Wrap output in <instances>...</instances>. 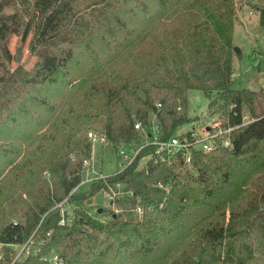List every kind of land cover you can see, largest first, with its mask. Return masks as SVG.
<instances>
[{
  "label": "trees",
  "instance_id": "trees-1",
  "mask_svg": "<svg viewBox=\"0 0 264 264\" xmlns=\"http://www.w3.org/2000/svg\"><path fill=\"white\" fill-rule=\"evenodd\" d=\"M17 1L43 11L24 28L29 49L68 30L72 42L32 76L22 53L0 76V242L24 243L40 225L64 264H264V93L234 88V26L245 0ZM257 10L264 27V7ZM193 91L231 129L221 137L229 146L148 172L138 167L142 152L123 172L71 194L91 158L89 132L115 150L131 143L136 121L156 114L173 136L194 122ZM106 183L123 195L99 217L77 208L59 225L58 203L86 202ZM4 252L0 264H11Z\"/></svg>",
  "mask_w": 264,
  "mask_h": 264
},
{
  "label": "rangeland",
  "instance_id": "rangeland-1",
  "mask_svg": "<svg viewBox=\"0 0 264 264\" xmlns=\"http://www.w3.org/2000/svg\"><path fill=\"white\" fill-rule=\"evenodd\" d=\"M263 7L264 2L260 0H245L237 7L233 44L240 49V53L235 54L234 58V88L238 90L248 88L264 93V27L260 24V12L257 10ZM42 15L43 11L40 8L26 9L17 0H0V20L3 24L0 28V76L10 74L16 69L17 63L13 61V58L20 53L25 61V73L32 76L39 67L37 63L71 45L72 33L68 30L42 48L29 49L31 35L24 43L22 41L24 28L29 24L33 29L34 24ZM6 51L9 52V60L6 58ZM63 64L68 65L66 59H63ZM50 78L52 81L57 80L55 75H51ZM60 104L64 106L65 100ZM209 105L210 101L201 92H191L188 107L189 116L194 122L181 126L176 135L181 136L194 128L198 131L201 126L221 120L219 113L214 114L213 110H209ZM31 112L37 113L38 111L32 109ZM244 120L247 123L251 118L247 116ZM21 127L23 128L22 134L28 133L29 126ZM95 153V164L100 171L102 170L105 175L117 172L118 160L115 150L111 147L98 146ZM89 188L90 184H87L81 191H87ZM107 196L108 192L101 190L86 202L72 203L68 206V211L73 213L77 208H82L92 216L99 217V209L108 206Z\"/></svg>",
  "mask_w": 264,
  "mask_h": 264
},
{
  "label": "built area",
  "instance_id": "built-area-1",
  "mask_svg": "<svg viewBox=\"0 0 264 264\" xmlns=\"http://www.w3.org/2000/svg\"><path fill=\"white\" fill-rule=\"evenodd\" d=\"M135 137L130 144L122 145L115 149L116 158L118 160L117 172L105 175L102 170L96 167L95 164V151L96 147H111L114 146L109 143L105 134H99L97 132H89L88 139L91 143V158L86 159L83 162L82 180L80 184L72 190L71 194L80 193L84 186L96 183L100 180H105L111 175L119 174L133 165L142 152H145L139 159L138 167L146 170L151 165L160 164H172L176 159L183 155L185 158V164L191 165L192 156L196 151H202L207 154L215 151L220 146H229L230 142L224 140L221 141V137L224 134L230 133L231 129L223 130L221 128V121H215L211 124L199 127L198 131H188L186 134L177 136L176 134L170 137L164 136L162 125L156 114H151L148 121H136L134 123ZM114 150V149H113ZM108 187V206L110 207L112 201L117 196L122 194V186L117 185L115 190L110 184L106 183ZM67 199L56 205L61 211V219L59 220L60 226H65L70 223L74 217V212L68 211ZM98 209V208H97ZM116 212H119L116 210ZM136 213L141 217L143 210L141 207L136 209ZM70 216V217H68ZM40 225L33 232V234L24 242L20 244H4L0 242V262L5 259L4 248H8L12 251V262L15 264L18 262L26 261L30 258H37L42 264H64L61 250L50 246V233L47 235L39 232Z\"/></svg>",
  "mask_w": 264,
  "mask_h": 264
},
{
  "label": "water",
  "instance_id": "water-1",
  "mask_svg": "<svg viewBox=\"0 0 264 264\" xmlns=\"http://www.w3.org/2000/svg\"><path fill=\"white\" fill-rule=\"evenodd\" d=\"M235 52H236L237 54H239V53H240V49L237 48V47H235ZM98 213H99V214L102 213V209H99V212H98Z\"/></svg>",
  "mask_w": 264,
  "mask_h": 264
}]
</instances>
